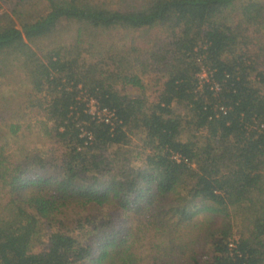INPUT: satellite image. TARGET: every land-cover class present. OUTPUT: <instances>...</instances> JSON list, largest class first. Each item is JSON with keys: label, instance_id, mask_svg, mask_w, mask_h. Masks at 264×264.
I'll return each instance as SVG.
<instances>
[{"label": "trees", "instance_id": "trees-1", "mask_svg": "<svg viewBox=\"0 0 264 264\" xmlns=\"http://www.w3.org/2000/svg\"><path fill=\"white\" fill-rule=\"evenodd\" d=\"M12 1L0 17V87L20 82L48 98L43 130L61 156L8 144L0 129V264H166L179 254L200 264L198 218L232 211L240 237L231 241L230 225L210 236L207 264H264V0ZM156 30L115 54L119 32ZM105 53L120 88L89 63ZM130 66L157 77L154 102L125 91L144 90ZM12 115L1 126L19 140L27 115Z\"/></svg>", "mask_w": 264, "mask_h": 264}, {"label": "rangeland", "instance_id": "rangeland-1", "mask_svg": "<svg viewBox=\"0 0 264 264\" xmlns=\"http://www.w3.org/2000/svg\"><path fill=\"white\" fill-rule=\"evenodd\" d=\"M13 3L14 2L12 0H8L3 3L4 7L2 12H0V17L3 16L5 13L11 12ZM158 33V30L151 31L146 35H143L142 33L126 35L123 32H119L118 35L114 37V39H112L116 46L115 54H121L122 56L126 57V54L128 52V45L131 44L132 40H135L134 42L137 46H141L142 42L148 40L150 36L156 37ZM251 49L254 52V49ZM89 57L90 55L86 56L87 59H89ZM104 57L107 58L101 57L98 59H91L90 57L91 60H89V63L92 62V65L97 66V69L105 74L104 78L109 77L111 83L115 84L117 87L120 88L121 86H123V84H121V81L115 80L116 76L120 72V69H118L117 66L113 65L110 62V56L108 53H105ZM129 74L141 75L140 69L135 67L133 68L132 66H130L127 71V75ZM207 78V74H203L201 79L204 81L207 80ZM141 79L142 83L144 84V90L138 89L133 86H126L125 91L131 97H146L149 103L154 102L155 97L157 96V93L160 90V86L157 83V77L153 75H141ZM81 95L85 97L84 90ZM0 97L3 98V100H1L3 102L0 101V105H4V102L8 103V106H5L6 109H3V113L1 110L2 106H0V129H2L4 131L3 134L7 136L5 141L8 142V144L24 142V144H26L27 146L30 145L32 149L36 148L41 151H44L46 153L45 155L50 161H53L57 157L60 158L61 148L55 146L52 141L47 138L43 130V123L45 122V112L43 104L45 105L47 103L48 98H46L44 95L35 94L29 86L20 82L17 84L10 83V85H8V83H6L2 85V87H0ZM18 109H22L23 113L27 115V117H25L24 120L15 123L21 126L20 138L19 140H16L7 134V126L4 125V127H2L1 124L8 123L7 125H9L10 123H12V114H14V112L17 113ZM197 135L200 139H202L201 135L203 134ZM131 150H133V166L141 167L146 157V154L148 153V151L144 149V138L142 134H137L132 137ZM118 167L120 170H124L122 166L118 165ZM203 217L204 216H200L198 218L200 223L197 224L196 228L198 229V231L200 228H202V230L200 231L199 235H197L196 233L198 238L197 242L194 245V249L198 253V258L201 261L200 264H207L212 256L211 240L213 239V237L210 238V236H212L213 234L216 235L218 232L222 231L223 229L227 228L228 225H230V234H232L231 241L237 240L240 237L242 223L238 218L235 217V213L233 211L231 218H229L228 220L226 219L227 221H225L222 216L214 217L213 221L209 217ZM48 228L49 226L46 225L44 229V231L46 230V232H43V238L46 244H48V235L50 233V231L47 230ZM38 248L42 249L43 246H40ZM39 249H37L38 252ZM149 254H152L151 250H149ZM171 257L172 258L167 256L164 258L166 264H188V262L183 260V258H180V254L172 255ZM151 258H153V256Z\"/></svg>", "mask_w": 264, "mask_h": 264}, {"label": "built area", "instance_id": "built-area-1", "mask_svg": "<svg viewBox=\"0 0 264 264\" xmlns=\"http://www.w3.org/2000/svg\"><path fill=\"white\" fill-rule=\"evenodd\" d=\"M3 3H5V0H0V12H2V10H3ZM85 101H87V98L86 99H84ZM88 102V101H87ZM88 109H89V113L92 115V116H94V117H96L97 119H99V120H103V121H105L106 123H108V124H112L111 123V120L114 118V113H112L111 111H108V110H106V109H104V110H100L99 109V105H98V103L95 101V100H89V102H88ZM92 108V109H91ZM82 136H84V137H86L87 139H88V141H92L93 140V136L91 135V133L90 132H88V131H85V130H83V132H82ZM175 160H177L178 162H180L182 159H181V157L179 156V155H174V157H173ZM238 240V239H237ZM236 240V241H237ZM231 247H234V243H232L231 245H230Z\"/></svg>", "mask_w": 264, "mask_h": 264}]
</instances>
